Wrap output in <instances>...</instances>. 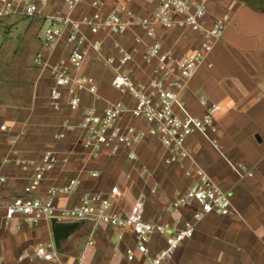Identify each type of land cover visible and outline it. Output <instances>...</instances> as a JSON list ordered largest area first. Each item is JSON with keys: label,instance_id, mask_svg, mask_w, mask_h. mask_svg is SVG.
<instances>
[{"label": "crops", "instance_id": "0c3cea01", "mask_svg": "<svg viewBox=\"0 0 264 264\" xmlns=\"http://www.w3.org/2000/svg\"><path fill=\"white\" fill-rule=\"evenodd\" d=\"M131 7L137 15L150 14L146 0H134ZM226 13L231 14V19L222 37L188 80L181 97L196 116L206 112L201 99L220 105L215 115L216 130L209 133L210 139L198 132L188 137L191 161L187 166L201 168L216 185L227 191L231 209L225 215L210 214L200 221L194 236L183 242L165 264H264V0H217L209 5L210 19ZM136 34L143 37L144 43L134 42ZM102 37L103 52L107 55L115 53V39L132 50L128 71L138 80L148 81L151 66L144 62L142 55L146 42L151 39L142 29L130 30L118 38L105 34ZM162 39L164 46L176 54L192 52L200 42L199 35L184 30L163 32ZM62 53L65 52L57 50L51 60ZM33 64L32 71L23 70L20 84L0 90V126L7 125L6 130L0 128V176L6 178L0 187V201L23 194L32 175V170L22 172L18 161L40 158L41 153L50 148L56 151L59 161L45 174L40 190L34 195L60 187L69 178L81 179L77 191L58 195L59 208L76 205L84 193L110 194L111 188L118 186L120 194L112 196L118 211L127 213L137 196L145 193L146 220L181 226L184 220L192 218L194 207L175 211L171 203L176 192L185 191L197 177L194 173L186 175L185 168L177 164L167 165L164 159L168 152L158 138L147 135L136 145V160L128 158L131 149L127 148L116 154L89 153L80 146L74 132H68L64 140L56 139L55 134L65 129L66 122H78L79 113L71 111L67 105L52 109L46 100L42 105V88H46L44 77L49 78L50 86V74ZM85 73L96 82L97 94L84 93V106L103 109L123 101L128 109L121 123L145 127L131 115L132 98L113 88L114 68L96 60L95 52H91L86 61ZM121 160L127 162L128 168L114 164ZM240 166L251 174L241 177L236 172ZM66 223L76 226L57 245L50 221L30 225L21 218L12 223L0 218V264L147 262L148 257L139 252L134 260H128L126 250L136 248L129 228L95 224L90 220ZM91 239L94 243L89 245ZM36 246L46 247L55 254V259L19 260L21 255H31ZM164 246L165 238L154 234L150 255Z\"/></svg>", "mask_w": 264, "mask_h": 264}, {"label": "built area", "instance_id": "2783aa9c", "mask_svg": "<svg viewBox=\"0 0 264 264\" xmlns=\"http://www.w3.org/2000/svg\"><path fill=\"white\" fill-rule=\"evenodd\" d=\"M217 0H146L148 15H137L131 5L134 0H115L109 5L106 0H0V25L12 18L41 19V50L34 61L43 70H48L51 86L46 97L48 106L59 110L63 105L79 113L78 122H66L64 130L55 134L64 140L68 132H74L84 150L93 154L110 152L116 154L127 148L130 160L137 159L135 146L147 135L160 140L168 152L167 165L177 164L186 175L194 173L196 180L183 192H177L171 209L194 207L192 218L181 226L163 221L145 219L147 195L140 193L127 213L114 208L113 197L120 194L113 186L110 194L84 193L80 201L69 208L56 205L58 195H69L78 190L81 179L72 177L60 187L48 189L44 194L34 195L41 188L45 174L52 171L59 161L56 151L45 149L40 158H22L18 161L22 172L32 170L23 194L9 201H0V218L6 223L21 218L30 225L43 220L66 223L90 220L95 224L131 229L136 248L126 250L129 261L136 252L147 256L146 264H165L175 251L194 236L197 224L210 214L225 215L230 212V194L216 185L207 173L197 166H187L191 155L187 139L198 132L210 139L216 130L215 115L220 105L201 99L206 108L202 116L193 115L181 97V91L198 67L205 61L215 43L222 37L231 14L210 19L209 5ZM142 29L147 38L143 60L151 66L148 81L134 77L127 69L132 60V50L119 39L114 40L115 53L103 52V34L118 38L130 30ZM184 30L200 36L199 45L192 52L176 54L164 46L163 32ZM136 44L144 43L141 35L134 36ZM62 53L51 60L57 50ZM135 50V49H134ZM91 52L96 60L114 68L111 84L120 94L132 98L131 115L143 126L121 123L128 109L123 101L114 102L103 109L84 106V93L97 94V84L85 73V64ZM2 130L7 125H1ZM216 143V140H213ZM244 177L251 174L244 166L236 169ZM6 178L0 176V187ZM20 223V222H19ZM18 223V224H19ZM165 238V246L150 255L152 236ZM94 240H89L92 245ZM55 254L44 246H36L33 253L24 254L19 260L36 259L52 261Z\"/></svg>", "mask_w": 264, "mask_h": 264}, {"label": "rangeland", "instance_id": "374dc122", "mask_svg": "<svg viewBox=\"0 0 264 264\" xmlns=\"http://www.w3.org/2000/svg\"><path fill=\"white\" fill-rule=\"evenodd\" d=\"M106 1L109 5H112L115 0H106ZM41 33H42L41 19L39 17L12 18L6 20L4 24L0 25V90L1 91L4 90L5 88H8L9 85L16 86L20 84L19 79L20 76L24 74V71L26 70L32 71L34 69L33 62L35 63V61L33 58H35L37 52L41 48V41H40ZM24 66L26 67V69H22L24 68ZM44 78H45L44 80L46 83L45 85L46 88L43 87L41 93L43 106L46 97L48 95L47 93L50 89L49 87L51 86V85L48 86L49 78L48 79H46V77ZM114 164H116V166L123 165L126 168H128L127 162L125 161L123 162L122 160L117 163L115 162Z\"/></svg>", "mask_w": 264, "mask_h": 264}, {"label": "water", "instance_id": "95a60500", "mask_svg": "<svg viewBox=\"0 0 264 264\" xmlns=\"http://www.w3.org/2000/svg\"><path fill=\"white\" fill-rule=\"evenodd\" d=\"M51 222L54 240L57 245H59L60 241L65 238L76 226L75 224L71 223L61 224L57 222L56 219H52Z\"/></svg>", "mask_w": 264, "mask_h": 264}]
</instances>
